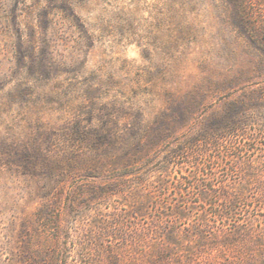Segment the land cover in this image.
<instances>
[{"label":"rangeland","instance_id":"374dc122","mask_svg":"<svg viewBox=\"0 0 264 264\" xmlns=\"http://www.w3.org/2000/svg\"><path fill=\"white\" fill-rule=\"evenodd\" d=\"M263 199L264 0H0V264H264Z\"/></svg>","mask_w":264,"mask_h":264},{"label":"trees","instance_id":"16d2710c","mask_svg":"<svg viewBox=\"0 0 264 264\" xmlns=\"http://www.w3.org/2000/svg\"><path fill=\"white\" fill-rule=\"evenodd\" d=\"M241 121L237 118H230L227 116L226 118L221 119L218 122H210V123H202L200 128L196 132L189 133L185 139L174 146H172L169 150L166 151V163L171 158H174L180 154H182L185 150H196V152H202L205 150L204 148L211 145H218L219 141L224 139L226 134H231L232 132H236V130L240 127ZM159 134H155L150 136L148 139V144L153 145L155 141L159 139ZM137 149L135 152H130L124 160L125 162H131L132 164L142 162V160H146L148 154H146L145 149H147V145L144 140L140 139L136 142ZM202 144V145H200ZM264 202V199L262 200ZM232 203L229 202V210H232ZM181 214V213H180ZM218 215L222 217H226L228 212L226 210H222Z\"/></svg>","mask_w":264,"mask_h":264}]
</instances>
